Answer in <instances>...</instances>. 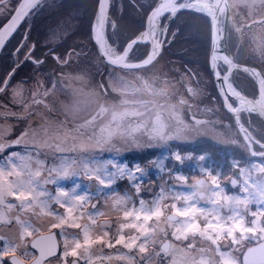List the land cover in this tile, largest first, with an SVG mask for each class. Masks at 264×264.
<instances>
[{
	"label": "snow or ice",
	"instance_id": "6c2138e0",
	"mask_svg": "<svg viewBox=\"0 0 264 264\" xmlns=\"http://www.w3.org/2000/svg\"><path fill=\"white\" fill-rule=\"evenodd\" d=\"M189 11L172 0H0V264H212L199 240L215 248L218 264H264V224L232 218L229 225L215 207L201 224L195 188L190 203L169 205L165 218L166 189L144 187L156 179L150 169L162 178L161 161L146 162L148 150L125 124L129 113L90 111L76 87L99 77L109 91L108 80L129 61L137 68L163 61L195 76L194 85L209 78L223 103L216 85L227 79L226 57L217 56L216 42L209 37L202 68L178 62L195 49L171 51L195 35L177 23ZM48 18L55 23L34 36ZM133 153L143 160L130 161ZM225 236L237 246L257 239L237 258L221 247Z\"/></svg>",
	"mask_w": 264,
	"mask_h": 264
},
{
	"label": "rangeland",
	"instance_id": "374dc122",
	"mask_svg": "<svg viewBox=\"0 0 264 264\" xmlns=\"http://www.w3.org/2000/svg\"><path fill=\"white\" fill-rule=\"evenodd\" d=\"M76 2L77 0L66 1L67 4ZM200 2H203V0H200ZM205 2L213 7L215 0ZM229 2L230 10L226 19L222 22V38L225 47L235 59L240 55L246 60L253 61V56L256 60L264 62V0H229ZM181 21L184 23L185 28L190 30L185 34L195 33V35L183 44L174 45L171 51H178L180 47L195 49V52H192L190 56L179 57L178 62L193 60L202 68L209 47L210 21L201 13L198 16L182 15L177 23ZM165 59L167 58L165 57ZM222 68L225 69L224 66ZM195 79V76L189 77L183 73L180 67L169 66L161 61L144 70L114 73L112 78L108 80L109 91L104 90V85L99 82V77H96L91 84H88L86 79L84 80L85 84L82 92L88 98V109L90 111H97L101 105L109 108L115 107L121 111L126 110L129 113L125 122L126 126L136 130V144L141 149L148 150L146 156L150 159L146 162L150 165L152 160L160 159L161 167L159 170L162 178L156 176L155 180L150 179L144 185L149 192L157 185H162L166 189L165 195H167L170 194V186L175 187L180 183L188 184L187 180L191 182L198 181L203 175H194L189 179L185 175L181 182L180 180L178 182L175 178L173 185L174 181L171 179L170 174L174 166L178 165V162L182 163L194 157L196 153H199L197 151L202 153L199 157L203 154L215 152L216 148L212 147L214 144V146L218 145L224 149L237 151V155L241 151L240 153L243 152L244 156L248 158L250 165L246 167L244 173L247 176L245 185L249 183L246 187L249 194L247 202H249L255 199L258 194L260 195L261 191H264V182L260 183V191L254 188L252 184L254 181L250 179V169L253 171L259 170V173L263 174L264 161H251L246 143L242 140L232 118L227 116L221 107L209 78L201 77V82L198 85L192 83ZM114 80L119 81V87L113 86ZM251 83L249 78L244 80L241 78L240 73H235L230 79L229 85L230 87L234 86L238 91L244 92L247 86H251ZM245 92L251 95V87H248ZM155 116H159L163 121L160 128L152 125V119ZM243 118L253 136L255 130H259L258 132L262 134L260 135L264 140V123L258 119L256 120L247 112L243 113ZM209 142L211 143L209 148L194 149L198 145L204 146ZM192 149L195 151H190ZM129 160H143V156L133 153ZM153 170L157 172V169L154 168ZM167 172L170 174H167ZM206 172L210 174V170ZM183 194H186L183 196L187 197L191 195V192L185 191ZM256 202L257 205L253 207L256 210H249L248 212L245 210L242 213V220L240 221H243L245 226L253 225L257 220L264 224V214H262L264 213V196L260 195ZM179 205L185 206L184 204ZM162 206L166 218V215L173 210L166 203ZM213 207L216 208L215 205L204 208L212 209ZM198 208L203 209L202 207ZM198 220L200 219L198 218ZM165 222L166 220L161 221V226ZM199 222L205 224L204 220ZM255 239L257 237L253 236L252 239L233 247L234 251L233 248L231 249L233 255L238 258L239 256L235 253V250L239 249V252H242L241 248L244 249L247 245H251V242ZM198 244L200 247L209 249L212 264H216L215 248L204 240H199ZM220 244L221 247H230L229 240H224Z\"/></svg>",
	"mask_w": 264,
	"mask_h": 264
},
{
	"label": "flooded vegetation",
	"instance_id": "af4514ba",
	"mask_svg": "<svg viewBox=\"0 0 264 264\" xmlns=\"http://www.w3.org/2000/svg\"><path fill=\"white\" fill-rule=\"evenodd\" d=\"M205 1H208V0H203V2H205ZM196 2H200V0H181L180 3H175L176 4L175 8L179 9L180 7H182L184 5L193 4ZM229 10H230V2H229ZM200 13H201V15H205L207 17V19L210 21V37H212L211 20L205 13L202 14L203 12L189 11V12L182 13L181 16L182 15L185 16L186 14L198 16V14H200ZM227 14L228 13L225 12L222 16L221 28H220L222 46L224 48V51L232 59V61L234 63H236L240 66L249 67V68H252L254 70L259 71L263 80H264V62L256 60L255 58H253V56H252L253 61L246 60L244 57H242L240 55H239V57H237V59H235V58H233L232 55H230L228 49L225 47L224 40L222 38V22L224 19H226ZM65 15H67V13H65ZM54 23H55V21L50 19V18L42 19L41 21H39L37 23L36 31L34 32V36H36L38 34H42L47 26L53 25ZM85 24H86V21H85ZM174 26H176V25L174 24L173 27ZM83 34H84V25H82L81 30L76 33V37H79ZM74 39H75V37L70 38L64 44V48L67 49L68 47L72 46ZM173 52H176V51H173ZM166 58L168 59L167 56H166ZM129 63H133V62L129 61ZM224 65H226V68L224 69L221 67V71L224 72L225 76H227V74H229V76L226 79L227 80L226 82L229 86L230 91H232L236 95L243 96V97H246L248 99H252L254 101H257L259 99L260 93H259L258 83H257L256 79L254 78V76L251 73H248V72L243 71V70H233L231 73H229L228 65L222 61V66H224ZM144 69H147V68H143V69H139V70H144ZM26 71L27 70L25 69L23 72H21V75H24ZM122 71L132 72V71H136V70H122ZM235 73H240L241 78L244 80L246 78L250 79V81L252 83H251V86H247V88L251 87V89H252L251 95L248 94L247 92H245L247 90V88L243 92V91H238L234 86L230 87V85H229L230 79L233 77V75ZM87 80H88V84L93 83V79H87ZM84 84H85V81L77 84L76 87L82 90V88L84 87ZM216 88H218V87L216 86ZM218 99H219V101H220L219 103H220L221 107L223 108V110L225 111L226 115L230 116L232 118L234 125H235L237 131L239 132L242 140L246 143V145L249 149V155L251 156L250 157L251 161H256V162H260L262 160L264 161V140H263V137L261 136L262 134L258 132L259 130H257V131L255 130V135L253 136L252 131L250 130L249 127H247V123L243 118V113L247 112L250 114V116L252 115L256 120L258 119L259 121H261L263 123H264V118L259 113H257L255 111V108H253L250 104H248L244 101L240 102L237 98L230 97L227 95L229 105L237 111L239 121L246 131V134L248 136V139H249V141L251 143V147H252V150H250L249 145L247 144V142L245 141L244 137L241 135V133L237 127L236 119L234 118V116L230 112L227 111V109L225 107L224 100H223V103H221L220 98H218ZM260 104L261 105L263 104L262 99L260 100ZM152 125L156 128H160L163 125V121L159 116H155L152 119ZM210 145H211V143L209 142V143L205 144L204 146L198 145L194 149L195 150H203V149H206V147L209 148ZM212 147L216 148L215 152H211L209 154H203V156L199 157L202 153H201V151H197L199 153H196V155L194 157L189 158L188 160L183 161L182 163L178 162V165L174 166V169L171 172V174L169 172H167V174H170L172 176L171 179L174 181L173 185L175 183V178L177 181L180 180V182H181L182 178L185 177V175L187 176L188 179L194 175H203V176H201L198 181L191 182V181L187 180L188 184L180 183V185H177L175 187L170 186L169 187V188H171L170 194L164 195V200L161 203H162V205L166 203L167 206H169L171 204L188 205L190 203V201L185 199V197L183 195H186V194H183V192H185V191L189 192L190 191L191 195H192L193 189L195 188L197 190L195 192L196 197H195V195L194 196L192 195V200L195 201L194 206L202 207L204 209V212L197 214L196 219L199 218L200 219L199 221L204 220L205 223H208L210 221L211 217L206 215V213L208 212L209 209L204 208V207L215 205L216 209H217L215 214H219V215L223 216L224 220L230 225L232 222V218L239 220V221L242 220V213L245 210H246V212H248L249 210H256V208H253V207H255L257 205L256 201H258V198L260 197V195L258 194L257 196H255L256 197L255 199L247 202V200H248L247 197L249 196V194L247 193L246 187L249 185V183L245 185V180H247V178H246L247 176L245 175L244 172H245L246 167H249L248 165H250L249 164L250 162H249L248 158L244 156V153L242 152V154H241L240 153L241 151H239V153H238L239 155H237V153H236L237 151L235 152V151H231L229 149H224L222 146L219 147L218 145L214 146V144L212 145ZM195 150L192 149L190 151H195ZM235 163H237V165H235ZM207 170H210V174L208 172H206ZM259 172H260L259 170L253 171L250 169V174H251L250 179L252 181H254V183H252V184L254 185V188H256V190L260 191V183L264 182V173L260 174ZM150 175L152 177H156L155 170L150 169ZM228 175H230V176L228 177ZM169 181H171V180H169ZM244 188H246V189H244ZM214 191L216 193H218L219 200L216 204L213 205L212 201L217 199V196L214 195ZM225 196L231 197L232 200L229 202H225V200L223 199ZM237 199L242 200V201H246V202L236 203ZM171 214H172V212L168 213L166 215V217L171 215ZM178 219H182V218H178ZM201 224H203V223L201 222ZM224 240H229V243H230V247H228L229 251H232L231 249L233 247L237 246V245L232 244L231 240L228 239L226 236L220 241V243ZM251 243H253V241ZM251 246H252V244L249 246L247 245L246 248L251 247ZM246 248H244V249L241 248L242 252H239V249L235 250L236 251L235 253H237V255L239 256L238 258L241 257V253H243L246 250ZM233 250H234V248H233ZM216 264H218V261ZM241 264H242V258H241Z\"/></svg>",
	"mask_w": 264,
	"mask_h": 264
},
{
	"label": "water",
	"instance_id": "95a60500",
	"mask_svg": "<svg viewBox=\"0 0 264 264\" xmlns=\"http://www.w3.org/2000/svg\"><path fill=\"white\" fill-rule=\"evenodd\" d=\"M172 3H173V6L175 8L176 7L175 6L176 5L175 0H172ZM180 8H187V9H191V11L203 12L210 18L211 30H212L211 31V33H212L211 38L216 42V54L220 58L226 57V60H223V62L228 65L229 73H231L233 70H243V71H246L248 73H251L254 76V78L256 79V81L258 83V87H259V93H260L259 99L257 101H254L252 99H248L246 97L234 94L232 91H230L229 86L226 82L227 81L226 79L224 80L222 87L219 84L216 85L221 90V96H223V100H224L225 107H226L227 111L230 112L234 116V118L236 119L237 127H238L241 135L244 137L245 141L249 145L250 150H252L251 143L248 139L246 131L239 121L237 111L229 105L227 95L230 97L237 98L240 102L244 101V102L250 104L253 108H255V111L257 113H259L264 118V80H263L259 71L254 70V69L249 68V67L240 66V65L234 63L232 61V59L224 51V48L222 46L220 28H221V21H222L223 14L225 12L228 13V11H229V1L228 0H215L213 7L210 6L209 4L205 3V2H196L193 4L184 5ZM140 63H143V62H140ZM132 64L133 63H129V66L125 67L123 70H139V69H143V68H148V67L137 68L135 66H132ZM228 76H229V74H227L226 77H228ZM261 99L263 101L262 105L260 104Z\"/></svg>",
	"mask_w": 264,
	"mask_h": 264
},
{
	"label": "clouds",
	"instance_id": "9594fccd",
	"mask_svg": "<svg viewBox=\"0 0 264 264\" xmlns=\"http://www.w3.org/2000/svg\"><path fill=\"white\" fill-rule=\"evenodd\" d=\"M101 87H103V86H101Z\"/></svg>",
	"mask_w": 264,
	"mask_h": 264
}]
</instances>
